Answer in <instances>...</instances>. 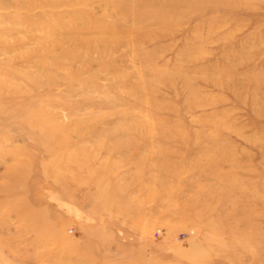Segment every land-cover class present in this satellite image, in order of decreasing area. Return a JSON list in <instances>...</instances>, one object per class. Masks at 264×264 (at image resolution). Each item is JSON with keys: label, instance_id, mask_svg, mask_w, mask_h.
Listing matches in <instances>:
<instances>
[{"label": "rangeland", "instance_id": "obj_1", "mask_svg": "<svg viewBox=\"0 0 264 264\" xmlns=\"http://www.w3.org/2000/svg\"><path fill=\"white\" fill-rule=\"evenodd\" d=\"M0 264H264V0H0Z\"/></svg>", "mask_w": 264, "mask_h": 264}]
</instances>
